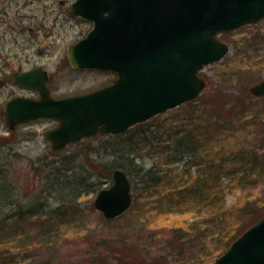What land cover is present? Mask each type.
Here are the masks:
<instances>
[{"label": "rangeland", "instance_id": "1", "mask_svg": "<svg viewBox=\"0 0 264 264\" xmlns=\"http://www.w3.org/2000/svg\"><path fill=\"white\" fill-rule=\"evenodd\" d=\"M74 1L0 0V198L5 202L0 208V223L6 215L15 213L12 201L33 204L39 195L47 207L66 200L78 210L58 221L48 241L40 238L39 221L33 220L30 225L22 224L13 230L6 227L0 231V252L11 249L22 264H174L176 260L182 264L185 259L178 254L179 248L169 246V236L174 227H189L186 221L190 214V222L194 221L197 205L180 207L179 203H175L177 206L162 203L154 192L159 186L147 188L140 168L146 170L157 164L164 169H188L193 155L165 163L163 149L167 141L184 133L183 128L199 124L197 133L203 141L200 156L206 160L207 156L213 158L223 153L239 169L221 179L226 186L225 201L232 213L230 228L234 230L246 219L241 208L247 198L264 197V116L256 118L260 126H249L243 131L232 129L233 125L225 127L228 128L225 135L232 137L227 146L217 144L222 139V130L214 126L209 130L206 120H214L215 116L225 118L237 100L240 101L237 106L246 103L255 109L264 108V97H256L250 91L252 85L264 79V18L218 34L219 39L230 45V51L221 61L201 70L200 76L207 84L195 100L136 124L125 133H97L55 149L45 133L59 125L57 119L40 118L10 130L2 111L5 101L14 95L40 97L37 91L13 84L16 71L44 67L50 75L51 95L57 98L92 91L116 78L105 70L75 69L69 61L67 48L93 27L91 20L69 15ZM213 114L217 115L211 117ZM143 139L151 140L150 145L143 144ZM208 139L209 146L205 147ZM197 145H187L181 150L191 153ZM180 155L173 153L172 157ZM256 157L257 167H246L241 162L245 160L249 164ZM203 166L206 168L205 161ZM116 168L127 171L134 183L131 208L143 209L109 223L96 208L95 199L101 189L114 183ZM195 170L196 166L191 170L193 174ZM63 178L69 180L63 182ZM187 179L185 173L184 180ZM149 188L154 194H145ZM208 194L212 196V189ZM20 240L29 241V246L24 248L25 242ZM214 246L209 243V250ZM181 251H195V256L198 253L197 247Z\"/></svg>", "mask_w": 264, "mask_h": 264}, {"label": "water", "instance_id": "2", "mask_svg": "<svg viewBox=\"0 0 264 264\" xmlns=\"http://www.w3.org/2000/svg\"><path fill=\"white\" fill-rule=\"evenodd\" d=\"M69 14L94 23L67 48L73 67L109 70L116 80L93 92L54 98L48 71L38 66L15 73L13 82L39 90L41 97L15 95L4 104L11 129L42 117L58 119L45 134L55 148L99 131L126 132L195 100L207 84L200 71L229 52L217 34L259 22L264 0H76ZM250 91L264 96V79ZM113 176L114 184L95 199L107 219L121 216L133 202L128 174L118 168ZM212 264H264V216Z\"/></svg>", "mask_w": 264, "mask_h": 264}, {"label": "trees", "instance_id": "3", "mask_svg": "<svg viewBox=\"0 0 264 264\" xmlns=\"http://www.w3.org/2000/svg\"><path fill=\"white\" fill-rule=\"evenodd\" d=\"M239 102V100L236 101V106L229 109L231 113L228 112V116H225V118L220 116L213 117L214 115H217L213 114L211 117H213L212 119L214 120H206V128H209V130L210 126H214L215 128L222 130V139L220 138L217 141V144L222 143L226 146L227 144L229 145V141L232 137L231 135H225V130L228 129L225 127L228 125H233L232 129L240 131L249 128V126H260V123L256 121V118L259 117V115L264 116V108L255 109L252 108V105H247L246 103H241V106H237ZM235 113H237V115ZM194 120L198 122V118H194ZM199 128V124H196L194 128H183L181 132L184 131V133H178L180 134L179 137L173 139L172 141H167V144L165 145L166 148L163 149V153H166L165 163L174 162L178 159L183 160L185 156L186 158L188 157V154L193 155V159L190 161L188 169L186 168L185 171L178 170L177 168L164 169L157 164L146 170L145 168H140V171L144 172L142 177L145 179L147 188L151 186H159L157 189L158 191L154 192L158 193L161 197L160 200L162 203L167 202L170 206H177L175 203H179L180 205L178 206L180 207H182V205L188 206L187 204L194 205V203L197 205L196 215H193L194 221L191 223L189 220V218H192L191 214L186 221L189 227L186 228L183 225L174 227L173 230H171V236H169V246L179 248L180 253L178 254L182 255L185 259L182 264L212 263L216 257L229 248L231 243L239 235L264 216V197H255L252 200L251 197H248L245 204L241 208L242 213L246 215V219L234 230L230 228V216H232V213L225 201L224 194L226 193V186L223 184L221 179L226 175L231 176L230 173L235 174V172L239 169L234 160L229 161V157H225L223 153H219L217 157L213 158H209L207 156L206 160H204V157L200 156L199 149H201L203 141L200 137H198L197 132ZM209 140L210 139L206 140L205 147L209 146ZM150 141L151 140L146 139L141 140V142L146 144V146L150 145ZM196 144H198L197 147H194L191 153L181 150L184 146L188 145L193 147V145L195 146ZM151 145L152 147L154 146V144ZM160 145L161 144H159V146ZM173 153H181V155L180 157L174 158L172 157ZM257 157L249 160V164H247L245 160H241V162L245 163L246 167H257ZM204 161L206 168L203 166ZM186 162H189V160ZM194 166L197 167V170H195L196 174H193L191 171ZM247 172L250 173V171ZM185 173H188V179L186 181L184 180ZM236 178L239 179L238 176H236ZM63 179H65L63 182L69 180V178ZM166 181L169 183H165ZM211 181L214 182L213 185L211 184ZM63 182L60 181L61 184ZM171 183H175V185H166ZM210 189H212V196L208 194ZM152 191L153 190L149 188L145 194L150 193L152 195L154 194ZM41 197L42 196L39 195V199L37 201L28 205H24L19 201H12L15 204V213L6 215L5 220L0 223V231H5L6 229L13 230L22 224L30 225L33 220H36L40 222V227L42 229L40 238H45L46 241H48V238L53 236L55 232L54 226L58 225L57 223L60 219H65L71 212H78L77 206L73 203L66 202V200H62L55 207H47L45 199L42 201ZM2 200L3 199L0 198V208L5 203H2ZM142 209L143 208H140V206L136 209L131 208L128 213H125L126 215H123L129 216ZM161 212L167 213V211ZM123 215L112 220L120 219ZM112 220L107 221L110 223ZM6 227H11L12 229ZM19 242H25L24 248L28 247L30 244V242L26 240H20ZM209 243L215 244V248H213L212 251L208 248ZM41 247L43 246L40 245V248ZM193 247H197L198 249L197 256L194 255L195 251H181V249ZM187 252H190L192 255L187 257L185 255ZM179 261L180 260H176V263H173L180 264ZM20 262L21 261L18 259L17 255L11 253V249L1 250L0 264H22Z\"/></svg>", "mask_w": 264, "mask_h": 264}, {"label": "flooded vegetation", "instance_id": "4", "mask_svg": "<svg viewBox=\"0 0 264 264\" xmlns=\"http://www.w3.org/2000/svg\"><path fill=\"white\" fill-rule=\"evenodd\" d=\"M113 81H114V79H113L111 82H113ZM111 82H110V83H111Z\"/></svg>", "mask_w": 264, "mask_h": 264}]
</instances>
